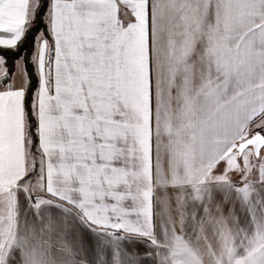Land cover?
<instances>
[{
	"label": "snow or ice",
	"instance_id": "obj_1",
	"mask_svg": "<svg viewBox=\"0 0 264 264\" xmlns=\"http://www.w3.org/2000/svg\"><path fill=\"white\" fill-rule=\"evenodd\" d=\"M0 264H264V0H0Z\"/></svg>",
	"mask_w": 264,
	"mask_h": 264
},
{
	"label": "trees",
	"instance_id": "obj_2",
	"mask_svg": "<svg viewBox=\"0 0 264 264\" xmlns=\"http://www.w3.org/2000/svg\"><path fill=\"white\" fill-rule=\"evenodd\" d=\"M21 52H31V43L30 41L28 43H26V45L24 46V48L21 50ZM15 57H13L12 59L9 60V65L11 66V64L13 63Z\"/></svg>",
	"mask_w": 264,
	"mask_h": 264
}]
</instances>
